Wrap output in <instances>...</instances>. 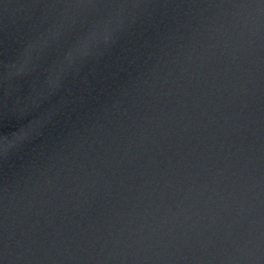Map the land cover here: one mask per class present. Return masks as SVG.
Returning <instances> with one entry per match:
<instances>
[{
  "label": "water",
  "instance_id": "water-1",
  "mask_svg": "<svg viewBox=\"0 0 264 264\" xmlns=\"http://www.w3.org/2000/svg\"><path fill=\"white\" fill-rule=\"evenodd\" d=\"M0 264H264V0H0Z\"/></svg>",
  "mask_w": 264,
  "mask_h": 264
}]
</instances>
